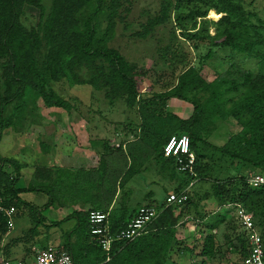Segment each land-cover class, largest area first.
<instances>
[{
  "label": "trees",
  "instance_id": "obj_1",
  "mask_svg": "<svg viewBox=\"0 0 264 264\" xmlns=\"http://www.w3.org/2000/svg\"><path fill=\"white\" fill-rule=\"evenodd\" d=\"M123 1L0 0V140L4 130L15 128L28 116L34 117L31 122H38L34 111L25 107L24 96L28 89L34 95V103L36 98H41L45 106L66 111L72 109L69 101L53 87L62 81L71 86L87 85L103 91L109 105L122 100L128 108L137 106L139 115L143 116L141 126L126 122H116L114 126L116 132L129 130L135 134L133 142L121 140L116 144V140L109 138L91 140L98 164L94 170L81 172L95 179L97 196L92 209L109 212L108 224L112 232L124 228L130 221L126 219L132 218L138 208H128L122 202L118 210L109 209L107 204L149 160H154L169 179L178 181L172 192L181 193L188 188L187 199L179 205L166 206L165 200L160 206L156 205L162 211L148 225L146 233L131 241H115L109 253L91 241L89 209L76 212L78 248L66 249L75 264H177L171 261L174 247L178 252L196 254L203 258L202 263L214 258L220 247L227 261L236 256L237 260L230 264H240L248 253V233L237 217L238 206L252 215L264 245V185L253 187L248 182L255 171L264 173V0H261L263 18L254 10L255 0H176L143 24V30L136 33L142 38L154 27L169 21L168 9L179 10L184 4L193 3L190 12L177 18L189 17L192 21L189 27L181 23L179 40L203 52L197 63L181 58V70L174 77V83L151 98L140 97L139 83L146 76L144 71L128 63L109 45L115 37L117 21H123ZM26 6L38 11V21L34 25L23 23ZM211 10L220 14V19L206 18ZM211 27L215 28L214 35L209 33ZM217 47H229L240 58L223 64L217 60L214 51ZM161 55L167 65H175L173 58H178L175 57L178 49L172 43ZM212 62L217 65L212 66L214 77L208 80L203 70ZM168 98L190 103L193 106L190 116L178 119L167 111ZM153 116H157L163 126L150 127ZM229 117L241 129L230 133L224 144L211 145L206 135L216 128V123ZM181 134L189 137L190 149L195 154L193 174L178 171L174 158L163 155L167 139ZM199 143L206 144L219 156L215 158L212 152L199 153ZM223 157L230 162L228 168L222 169L227 171L228 177L214 179L211 177L214 161ZM7 164L12 168H6ZM234 164L236 175L230 172ZM51 171L52 181L55 178L59 181L60 172L54 171L53 175ZM18 172L12 159L0 158V198L4 205L15 210L24 205L19 197L20 190L15 187ZM80 174L69 173V181ZM197 181L211 184L210 191L198 200L211 196L217 201L218 209L207 212L213 213L214 220L205 224L207 233L200 242L199 251L195 252L196 245L188 247L178 238V227L191 209L198 215L193 219L207 216L203 206L197 207L196 194L192 191ZM125 194L123 192L120 199L123 200ZM150 204L155 205H147ZM220 227L223 233L219 243L216 230ZM7 229V219L0 214V241Z\"/></svg>",
  "mask_w": 264,
  "mask_h": 264
},
{
  "label": "rangeland",
  "instance_id": "obj_2",
  "mask_svg": "<svg viewBox=\"0 0 264 264\" xmlns=\"http://www.w3.org/2000/svg\"><path fill=\"white\" fill-rule=\"evenodd\" d=\"M175 1L176 0L123 1L124 6L121 11L123 21H117L115 37L110 41L109 45L110 47L117 49L125 57L128 63L135 65L137 69H142V71L146 74L145 78L141 81V83H139L140 97L151 98L154 94L166 90L168 86L174 83V77L177 72L181 70L179 60L181 58H186V60L191 63H197L198 58L203 53L196 51L193 47H191V43H185L182 40H179L181 33L178 31V28L181 27V23L189 27L192 25V21L189 17L180 20L177 18L179 15L185 16V12H190L194 5L193 3V5L186 3L183 8L180 7L179 10L171 8L168 9L167 14L170 17L168 22L154 27L151 33L146 37L142 38L136 35L137 32H141L143 30V24H145L155 14L159 13L161 9L165 8L167 4L173 5V2ZM254 6V10L258 16L263 18L262 1L255 0ZM220 17L221 15L216 14L213 10L209 11L206 16V18L213 21H217ZM37 21L38 11L34 7L26 6V16L25 19H23V23L29 26L36 24ZM197 21L200 22L201 20L198 18ZM209 33L214 35L215 28L211 27ZM178 40L181 42L179 43ZM172 43L178 49V55L175 56L178 58H173L175 65L172 64L169 66L163 60L161 53L163 49L171 46ZM214 51L217 56V60H221L223 64L224 62L228 63L230 61H236L240 58L239 55L233 52L229 47H217ZM213 65H217V62L210 63V65L206 66L203 70V75L208 80L214 77ZM216 68L220 69L218 66ZM174 69L176 70L174 71ZM53 87L59 95L69 101L72 109L66 111L55 107L49 108L44 105L41 98H36L34 103L32 101V97L34 95L31 89H28L25 93V107L30 110L32 109L34 111V115L37 119L41 118V121H55L63 119L62 123H67V121L73 123L76 119L81 120V125H79L81 127V132H77V125L63 124V126H61L57 123L46 126V128L44 127L42 130L45 134L51 133V131L55 128H61L63 129V132L68 134L80 133V139H86L89 136L88 134H90V136L94 138H109L112 141L114 139L119 142L118 140L121 141L128 138V134L125 135V133L120 130H117L116 132L114 129L116 122H126L131 123V125L139 126H141L143 122V116L139 115L137 106L136 108H128L122 100H116L114 105H109L108 101L104 97L103 91L94 90L92 87L87 85L71 86L65 81L55 83L53 84ZM33 106H35V108H33ZM161 108L164 109L163 106H161ZM192 108L193 106L190 103L179 99H167L166 110L176 115L178 119H185L189 117L192 112ZM31 118L34 117L28 116L21 124H17L15 128L12 127L3 131L0 142V158L6 157V155H12L16 157V160L20 161L22 158L20 155L25 153V151L34 150L36 146L37 148L35 150L40 151V147L38 145L40 141H42L41 137H43V135H40L39 137L38 133L41 130H39L38 125H32L33 122H31ZM157 119V116H153L151 118L150 127L155 125L163 126V123ZM216 125V128L212 130L210 135H206L207 141L214 146L224 144L229 138L230 133H237L241 129V127L231 117L227 118L224 122L220 123L219 121ZM133 128L134 130L137 129L136 126ZM135 132L139 134V129ZM129 136L132 137L131 134H129ZM31 138L34 139L33 143L30 142ZM207 149L208 146L206 144L203 145L199 143L197 145V151L199 153L206 154L212 152L215 158L219 156V154L215 151ZM214 163L215 165L212 168L211 177L214 179L228 177L227 171L224 172L222 169H225V167L228 168V164H230V162H226L225 157H223L221 160L216 159ZM234 168H236L235 164L230 167L232 175H236ZM156 170L157 165L154 160H149L145 174L142 176H134L130 179L128 184H126L125 187L127 189H131L128 206L135 207L138 204L147 203L148 198H146V195L148 191H152L153 193L151 197L153 202L158 204L164 202L166 192L170 188H173L175 183H170L168 178L158 175L154 172ZM78 184L80 183L78 182L77 185ZM210 186L211 184L209 181H197L192 190L193 193L196 194L195 200L198 201L197 207L200 209L203 206L207 216L208 211H217V201L211 198V196L208 197V195V198L206 197L205 200L198 199L201 198L203 194L210 191ZM78 200L79 199L75 197V202H78ZM68 201L70 202L72 199ZM36 203L40 205V202L36 201ZM189 213H191V218H189L188 221H184L178 227V237L186 245H192V243H195L197 245L196 247H200V243H197L196 239H198L199 242L203 240V237L207 233L205 231V224L199 223L193 219L194 215H197L194 213L193 209H191V212ZM213 220V215H209V219L207 221L210 223ZM216 231V237L220 243L223 227L218 228ZM196 234L200 236H193ZM197 250L199 251V249ZM220 251V247H217L216 254L214 255L215 257L211 260H205V263H202L203 258L197 256L196 254H189L190 252H186L187 254L185 253L183 256L178 255L177 247L173 248L170 255L171 261H177V263L180 264H230L233 260H237L236 256H233L227 261L225 257L223 258V251L222 254Z\"/></svg>",
  "mask_w": 264,
  "mask_h": 264
},
{
  "label": "crops",
  "instance_id": "obj_3",
  "mask_svg": "<svg viewBox=\"0 0 264 264\" xmlns=\"http://www.w3.org/2000/svg\"><path fill=\"white\" fill-rule=\"evenodd\" d=\"M40 119L41 118L38 119V122L32 123V125H38L39 130H41L38 133L39 137L43 135V137H41L42 141H40L38 145L40 151L35 150L37 146L34 150L25 151V153L20 155L22 156L20 161L16 160V157L12 155L2 157L4 159H12L18 167V180L15 183V187L20 190L19 197L24 205L21 206L20 209L15 210L12 217V225L7 229L0 241V260L6 259L12 262H32L36 253L48 245L70 250L78 248V238L75 232L77 218L74 214L83 210H92L94 207L93 204L97 196V190L94 185L95 179L93 177L90 178L86 172L81 171L94 170L97 167L98 155L95 148L91 146L90 143L92 139H101L102 137L94 138L88 134L90 137L88 136L86 139H80V133L68 134L63 132L61 128H55L51 133L45 134L42 130L44 127L46 128V126L57 123L61 126H63V124L77 125V132H81V127L79 125H81L82 121L76 119L73 123L69 121H67V123H62L63 119L55 121H41ZM126 134H128V138L123 139L125 143L135 140V134L130 133L129 130L125 131V135ZM129 134H131L132 137H130ZM33 141L34 139L31 138L30 142L33 143ZM115 143L118 144L119 142L116 140ZM148 164L149 161H145L141 165L137 176L145 174ZM5 167L12 168L10 164H7ZM50 170H52L51 172H53V175L55 174L54 171H56V173L60 172L59 181H55L56 178L54 177V181L57 183L56 185L53 184L54 181H52L50 177ZM73 172L81 174L78 178L69 181L68 175ZM154 172L161 177L168 178L164 172L161 171L159 166H157V170ZM256 173L259 172L255 171L253 174ZM169 180L170 183H175V186L170 188L166 194L172 192L178 186V181ZM78 182L80 184L77 185ZM128 182L126 184H128ZM125 186L122 190H118L110 204H107L109 205V209L118 210L122 202L126 207L134 209L144 204L155 203L151 199L153 194L152 191H148L146 198H148L149 202L138 204L135 207L128 206L131 189H127ZM123 192L126 194L123 196L124 199L122 200L120 197ZM75 197L79 199L78 202H75ZM71 199L72 201L69 202L68 200ZM36 201L40 202V205L37 204ZM155 204L158 206L161 205L158 203ZM212 214H208L204 219L194 220L199 223L207 224L209 215ZM185 215L183 222L191 218L190 213L188 214L186 212ZM130 219L127 218L126 222ZM193 236L199 237L200 235L196 234ZM196 241L200 243L198 239H196ZM194 245L196 244L192 243V245L186 246L190 247ZM199 248L200 247H196L194 251L197 252ZM185 253L186 252H178V255L183 256ZM174 262L177 263V261Z\"/></svg>",
  "mask_w": 264,
  "mask_h": 264
},
{
  "label": "built area",
  "instance_id": "obj_4",
  "mask_svg": "<svg viewBox=\"0 0 264 264\" xmlns=\"http://www.w3.org/2000/svg\"><path fill=\"white\" fill-rule=\"evenodd\" d=\"M163 155L164 157L174 158L178 171L193 174L195 154L190 149L189 137L186 134L169 137L163 145ZM248 182L253 187L263 186L264 173L259 172L253 174L248 178ZM187 189L181 193H169L165 198V205H179L184 203L187 199ZM161 211L162 208L160 209L156 205H141L124 228L112 232L108 224V212L94 209L89 210L88 223L91 241L99 245L103 251L109 253L112 243L115 241H131L146 233L148 225L159 216ZM236 212L239 221L248 233V253L240 264H264L263 240L259 230L253 223L252 215L241 206L237 207ZM14 213L15 209L12 206L4 205L0 198V214L6 217L8 228L12 225ZM0 264H75V262L68 250L54 245H48L36 253L32 262H12L2 259L0 260Z\"/></svg>",
  "mask_w": 264,
  "mask_h": 264
}]
</instances>
